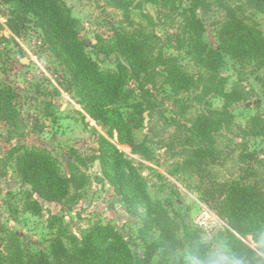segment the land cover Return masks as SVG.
Segmentation results:
<instances>
[{"label": "rangeland", "instance_id": "rangeland-1", "mask_svg": "<svg viewBox=\"0 0 264 264\" xmlns=\"http://www.w3.org/2000/svg\"><path fill=\"white\" fill-rule=\"evenodd\" d=\"M64 1L79 21V37L87 56L104 73L123 77L125 88L135 90V97L151 103L150 115L134 129L135 140L146 142L150 154L133 153L129 145L118 144L116 137L109 136L107 126L88 115L86 104L44 43L34 19L19 33L11 32L6 25L11 5L0 0V84L16 90L21 120L20 128L11 134L0 119V253L48 252L56 236L72 249L98 225L116 229L133 255L143 253L144 203L134 198L137 215L126 209V189L112 184L107 176L109 166L99 160L102 138L117 144L141 175L153 202L190 222L203 241L209 232L203 221L210 217L209 222L217 227L206 242L207 248L219 240L231 252L226 234L229 226L213 206L221 199V184L240 181L264 191V62L223 54L219 68L209 70L199 52L201 46L184 26L192 0H134L128 12L111 0ZM196 1L201 3L196 9L202 19L201 42L217 48L216 30L223 11L215 0ZM227 1L244 5V0ZM207 2L210 7L203 12L201 7ZM242 8L264 34V14ZM125 29L145 42L150 57L161 54L171 58L195 79V85L174 94L162 76L163 65L156 62L154 71L144 76L148 92L139 90L136 79L119 66V55L100 49L103 44L113 45L114 33ZM222 93L229 94L227 102ZM198 114H208L221 123L212 135L216 159L204 162L200 171L187 165L182 141L184 126ZM14 147L48 153L61 175L83 174L85 185H71L59 201H47L34 193L40 211H26L25 196L32 190L15 169ZM178 236L183 240L181 233ZM244 241L255 247L249 237ZM180 251L190 262L187 246L182 244ZM157 261L159 257L153 256L151 262ZM5 263L0 259V264Z\"/></svg>", "mask_w": 264, "mask_h": 264}, {"label": "trees", "instance_id": "trees-1", "mask_svg": "<svg viewBox=\"0 0 264 264\" xmlns=\"http://www.w3.org/2000/svg\"><path fill=\"white\" fill-rule=\"evenodd\" d=\"M11 5L6 25L13 33H19L22 26L34 19L40 28L44 43L54 59L70 79L81 99L86 104L88 115L108 127L110 137H116L118 144L129 145L133 153L149 156L150 150L144 141H136L134 129L142 126L151 110L149 101L135 97V90L125 88L123 77L113 72H103L84 50V41L79 37V21L72 16L64 0H2ZM121 9L130 10L134 0H111ZM153 2L152 0H145ZM214 3L223 11V19L216 30L217 48L204 45L202 41V19L196 14L201 6L192 0L188 6L184 26L199 52L204 54V65L212 71L219 68L223 54L234 59L246 57L264 62V34L256 22L246 15V6L254 12L264 14V0H244V5H232L227 0ZM210 2L202 5L207 12ZM100 49L105 54L115 51L119 55V66L139 85V90L148 92L145 75L154 71L157 62L163 65L165 82L174 94L187 91L195 85V79L185 72L176 62L161 54L150 57L145 42L126 29L114 33L113 45ZM16 90L9 84H0V119L7 124L11 134L20 128V114L16 104ZM226 102L228 93H222ZM123 108V111L122 109ZM147 112V114H146ZM221 112V111H220ZM220 120L208 114L196 115L182 141L186 148L185 158L188 166L200 171L204 162L214 161L216 155L212 135L218 130ZM100 162L108 165L107 176L113 185L126 189L124 201L126 209L137 215L134 198H140L145 206V219L141 237L144 248L140 255H133L121 234L109 225L93 227L87 236L72 249L67 248L60 236L50 242L48 252L0 253V259L8 264H190L182 254L181 245L188 248L191 257L203 256L206 243L190 222L176 214L172 216L160 202H153L146 193L145 183L135 167L124 156L117 144L102 138ZM108 157L109 160L106 161ZM15 169L21 180L31 187L32 192L25 196L24 208L38 213L41 205L33 196L47 201H59L68 194L73 185L81 188L87 178L83 174L61 175L52 157L35 148L19 149L14 147ZM219 189L221 199L213 206L216 213L226 221V234L231 253L241 264H264V191L256 184H243L233 181ZM130 194V196L128 195ZM152 231H149V230ZM181 233L182 239L178 236ZM249 237L255 247L244 239ZM181 240L183 242H181ZM159 261L152 263L153 256ZM5 263V264H6Z\"/></svg>", "mask_w": 264, "mask_h": 264}, {"label": "clouds", "instance_id": "clouds-1", "mask_svg": "<svg viewBox=\"0 0 264 264\" xmlns=\"http://www.w3.org/2000/svg\"><path fill=\"white\" fill-rule=\"evenodd\" d=\"M209 221L210 217H206L203 221L209 232L201 243H206L211 239L214 235L212 230L217 227L214 222L210 223ZM190 264H241V261L222 242L217 240L215 246L208 247L203 256L191 257Z\"/></svg>", "mask_w": 264, "mask_h": 264}]
</instances>
